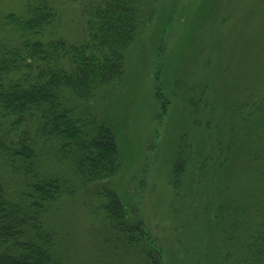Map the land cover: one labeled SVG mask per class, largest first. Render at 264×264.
<instances>
[{"label":"rangeland","instance_id":"374dc122","mask_svg":"<svg viewBox=\"0 0 264 264\" xmlns=\"http://www.w3.org/2000/svg\"><path fill=\"white\" fill-rule=\"evenodd\" d=\"M26 1L0 0V16L23 12ZM54 3L57 34L82 40L80 4ZM148 9L152 18L126 53L122 81L93 103L115 133L119 168L62 194L50 217L66 246L64 264L141 263L137 245L127 243L99 208L96 194L106 187L162 247L164 264H227L224 209L260 190L258 180L238 168L246 143L226 144L232 105L248 95L264 98V0H150ZM158 59L164 108L155 96ZM179 139L186 146L176 190ZM8 167L0 161V176L7 193L18 196L24 176Z\"/></svg>","mask_w":264,"mask_h":264},{"label":"trees","instance_id":"16d2710c","mask_svg":"<svg viewBox=\"0 0 264 264\" xmlns=\"http://www.w3.org/2000/svg\"><path fill=\"white\" fill-rule=\"evenodd\" d=\"M75 1L86 15V35L78 42L57 34L54 0H27L23 12L0 16V161L24 176V189L14 197L0 176V264H64L66 246L50 221L60 197L110 178L120 165L115 133L93 103L122 81L126 53L152 18L150 0ZM155 66V96L164 108L159 59ZM232 109L226 149L246 143L238 168L256 178L260 190L225 207V259L264 264V98L248 95ZM179 142L176 190L186 146ZM96 196L106 222L137 245L140 264H164L162 247L117 192L106 187Z\"/></svg>","mask_w":264,"mask_h":264}]
</instances>
